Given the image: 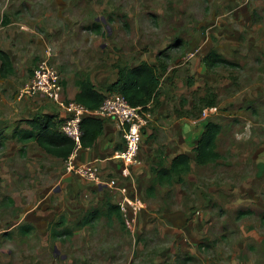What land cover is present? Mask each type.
I'll return each mask as SVG.
<instances>
[{"label": "rangeland", "instance_id": "1", "mask_svg": "<svg viewBox=\"0 0 264 264\" xmlns=\"http://www.w3.org/2000/svg\"><path fill=\"white\" fill-rule=\"evenodd\" d=\"M1 1L12 4V7L23 2L27 9L31 4L34 9L46 4L73 9L70 28L49 29L59 28L61 22L54 20L48 28L41 24L37 29L49 34L47 45L52 49L51 63L60 73L74 74L76 78L93 76L96 87L102 91L112 80L115 66L131 64L135 54L139 55L137 61L141 56L150 60L163 51L169 57V63L178 65L184 61L187 64L186 57L199 47L197 44L191 48L190 42L196 38L199 42L206 28L216 24L212 13L217 9L214 17L218 16L221 3V0ZM172 16L174 22L170 19ZM248 25L234 47L224 46L226 50L230 49L228 54L232 59L229 61L233 65L208 70L215 77V83L207 86L213 92L206 95L228 100L240 93L244 101L217 107L213 112L208 107L202 108L200 113L195 112L213 120L220 114L228 122L223 123L220 138L223 152L229 148L230 133L238 129L229 126L242 125L251 116L264 123V100L251 98L259 86H264V7L252 11L251 20L245 27ZM168 26L174 32L162 34L160 29L166 30ZM176 37L179 38L177 44L174 43ZM41 57L34 54L25 64L20 60L14 73L7 78L0 77V264H264V246L258 250L256 245L260 236L264 243L263 212L260 215L253 210L240 216L239 211H247L243 206L225 209L222 203L227 195H218L215 202L210 200L209 204H215L217 210L212 214L207 233L197 242L181 228L191 214H199L198 210L186 211L185 223L182 221L174 230H168V221L163 220L168 209L174 211L178 208L179 212L190 205L191 209L197 208L184 200L171 207L164 201L159 209L151 212L154 216L150 212L144 216L143 210L135 220L106 216L103 200L98 204L90 202L72 209L67 207L51 217L41 212L37 216L36 211L41 204L28 212L38 205V190L31 184L25 186L31 164L26 160V153L18 149L20 144L11 133L15 126L20 125L21 119L47 110L48 102L41 97L25 96L18 100L21 88L30 80ZM101 76L106 78L103 82L98 79ZM228 84L230 93H227ZM263 90L264 87L262 95ZM54 110L57 111L56 108ZM56 113L59 114L58 111ZM245 128L242 130L248 132L247 126ZM261 130L256 133L258 140L264 143V126ZM254 136L247 138L243 146H251L255 142ZM228 162L227 158L226 163L220 161L210 169L221 171L222 182L232 172V168L228 169ZM220 164L222 167L218 168ZM94 209L99 210L98 217L83 225L84 216ZM177 212L173 218L181 214ZM26 225L32 229L23 234L20 227ZM63 255L64 259L61 258Z\"/></svg>", "mask_w": 264, "mask_h": 264}, {"label": "crops", "instance_id": "2", "mask_svg": "<svg viewBox=\"0 0 264 264\" xmlns=\"http://www.w3.org/2000/svg\"><path fill=\"white\" fill-rule=\"evenodd\" d=\"M0 3V10L2 9L0 14V50L9 54L14 69L20 60L22 64H25L28 58L32 59L34 54L41 57L49 47L47 45L49 34L40 32V29H37L38 26L43 24L48 28L54 20L56 22L60 21L61 24L59 28L49 27L51 30H64L71 26L70 14L74 11L71 8L66 9L46 4L34 9L33 4H31L27 9L23 6V2L14 7H12V4L8 5L3 1ZM263 7L264 0H221L218 16L214 17L217 9L212 13V20L216 21V24L206 28V32L199 42L197 38L190 42L191 48H194L197 44H199V47H196L198 49L193 52L192 57L189 55L186 57L187 64L183 63L184 61L178 65L168 62L167 69L160 73L158 103L156 106L152 103L150 105L151 121L143 131V143L139 151L140 164L131 168L132 178L127 182L129 193L135 194L144 200L146 205L144 216L148 212L151 213L159 209L164 201L170 207L174 204L178 206L177 202L181 200L195 204L197 208L191 209L192 205H190L179 212H177L178 208L174 211L168 209L163 220L168 221V230H174L182 221L185 223L184 215L186 211L198 210L199 214H191L188 217L189 221L181 228L188 237L196 242L199 237L201 239L207 233L212 214L217 210V206L209 204V202L211 199L214 202L217 201L218 195L228 196L226 201L222 203L225 209L228 207L238 209V207L243 206L249 211L255 210L260 215L263 212L261 222L264 223V143L258 140V134L256 133L257 130L262 131L264 123L260 122L258 117L251 116L242 125L229 126L230 128L238 127V129L230 133L231 135L228 138L229 148L226 147L225 152H223L220 148V138L224 130L223 123L227 124L228 122H225L220 114L216 115L217 119L215 120L205 118L201 114L195 116L188 114L199 98L205 97L212 91L207 86L215 83V77L208 72L209 69L203 61L204 56L210 49L214 48L218 49L217 51L224 56L223 58L231 60L232 56L228 54L230 49L226 50L224 46L234 47L238 43L240 35L249 28V25L246 27L245 25L251 20L252 11ZM170 19L174 22V16ZM215 26L216 29L213 30ZM160 31L162 34L167 33V31L174 32V30H170L169 26L166 30L161 28ZM137 44L140 45L138 42ZM156 56H153L150 60L141 56L140 61H137L139 55L135 54L132 57L131 64L127 66L133 67L141 61L156 65L158 63ZM62 76L67 97L75 98L76 93L79 91L75 85L77 78L70 73L62 74ZM117 76L118 72L115 69L112 74L113 78L108 83L114 82ZM89 78L96 86L93 76ZM98 79L103 82L106 78L101 76ZM188 79L191 81L189 84ZM218 85L220 87V84ZM228 85L229 90L227 93H230V84ZM263 87L259 86L258 90L251 96L252 99H255L254 101L264 100ZM98 90L105 96L112 94L106 88L105 91ZM36 96L48 102L47 110L42 113L57 114L50 101L41 95ZM212 97L215 98V106L208 107L212 112L217 107L223 108L231 103L244 101V96L240 93L232 95L228 100L219 99L218 96ZM204 115L206 116L205 112ZM209 120L222 126L217 140V150L221 158L216 164H219L220 161L226 163L227 158L230 161L228 162L230 167H227L228 169L232 168V172L225 177V182L221 181L223 179L220 175L221 171L217 172V169L210 170L215 163L197 165L194 161L193 148L204 130L205 123ZM103 122L102 134L92 146L82 147L72 159V162L77 166H96L101 177L105 179L106 177L119 176L123 170V165L116 158V153L123 148L124 140L115 120L106 119ZM245 126H247L248 132L242 130V128L246 129ZM25 127V124H20V128ZM253 136L255 142L251 146L244 147V141ZM18 143L20 144L18 149L26 153V160L31 164L28 182L25 186L29 187V184H31L38 190L36 195L38 205L28 210V212L36 209L41 204L40 209L36 211L37 216L41 212L44 216L51 217L67 207L72 209L77 205H85L90 202L98 204L103 200L104 203L111 201L116 204L118 197L105 187L97 186L76 174L68 173L66 171V160L46 153L35 141ZM181 153L188 154L191 158V171L185 177V185L179 183L172 186L156 185V193L153 196H148L145 193L146 186L154 180L153 168L160 166L169 168L172 159ZM221 167L220 164L218 168ZM109 196L113 198L109 199ZM206 196L210 198L207 199ZM175 212L181 214L175 215L173 218ZM151 215L154 216V213H151ZM128 217L136 219V217ZM36 220L40 219L36 218ZM216 220L218 221L219 218H216ZM256 242L258 250L263 248L264 243L261 236L257 238Z\"/></svg>", "mask_w": 264, "mask_h": 264}, {"label": "trees", "instance_id": "3", "mask_svg": "<svg viewBox=\"0 0 264 264\" xmlns=\"http://www.w3.org/2000/svg\"><path fill=\"white\" fill-rule=\"evenodd\" d=\"M179 42L177 38L175 44ZM157 64H150L147 61H141L137 65L130 67L127 65H116L117 79L108 84L106 90L110 93H121L132 106H146L150 103L157 105V96L160 89V73L168 67L169 57L161 51L157 54ZM203 61L208 69L224 65H233L232 62L223 58L219 52L212 48L204 56ZM0 77L7 78L14 73L13 63L9 54L0 50ZM75 85L79 91L75 95V100L84 106L95 109L98 108L105 99V95L97 89L89 77L77 78ZM215 106L214 97L199 98L193 109L188 114L195 116L202 108ZM198 113V114H199ZM25 124V128L20 125L15 127L12 137L20 143L35 141L46 153L67 160L74 149V142L68 138L61 130L62 118L58 114L41 113L26 119H21L20 124ZM82 147L92 146L97 138L102 134L104 122L98 118L86 117L82 121ZM222 126L211 120L207 121L204 130L201 133L196 145L193 148L194 161L197 165H208L217 163L221 155L217 150L218 136ZM23 150V148H22ZM191 171V158L188 154L181 153L176 155L169 168L163 166L153 168L154 180L146 189L148 196H153L156 185L172 186L175 183L184 184L185 177ZM98 209L88 212L82 224H89L98 217ZM251 211H239L240 216L247 215ZM105 214L108 217H115L118 220L123 218L120 208L117 204L108 201L105 203ZM31 226H21L20 231L23 234L31 231Z\"/></svg>", "mask_w": 264, "mask_h": 264}, {"label": "built area", "instance_id": "4", "mask_svg": "<svg viewBox=\"0 0 264 264\" xmlns=\"http://www.w3.org/2000/svg\"><path fill=\"white\" fill-rule=\"evenodd\" d=\"M193 55L194 53H191L189 56ZM51 57L52 49L48 47L33 68L30 80L21 88L18 100L25 96L41 95L50 101L62 118L60 130L74 142L73 152L66 160V171L91 181L97 186L105 187L118 197L116 204L119 206L122 216L136 217L145 209L146 205L142 198L129 193L127 182L132 178L131 168L140 164L139 151L143 131L151 121V103L146 106H132L121 93L115 92L106 95L98 108L90 109L77 102L75 98L67 97L62 74L51 63ZM86 117L101 120L112 119L117 122L124 140L123 148L116 153V158L123 165L119 176L103 179L96 166H77L72 162V159L82 148L83 130L81 124Z\"/></svg>", "mask_w": 264, "mask_h": 264}, {"label": "flooded vegetation", "instance_id": "5", "mask_svg": "<svg viewBox=\"0 0 264 264\" xmlns=\"http://www.w3.org/2000/svg\"><path fill=\"white\" fill-rule=\"evenodd\" d=\"M54 252H55V254H56V255H58V254H59V251H58V250H55Z\"/></svg>", "mask_w": 264, "mask_h": 264}, {"label": "water", "instance_id": "6", "mask_svg": "<svg viewBox=\"0 0 264 264\" xmlns=\"http://www.w3.org/2000/svg\"><path fill=\"white\" fill-rule=\"evenodd\" d=\"M55 250H57V249L55 248ZM61 258H62V259H64V258H65V256L63 255V256H61Z\"/></svg>", "mask_w": 264, "mask_h": 264}]
</instances>
